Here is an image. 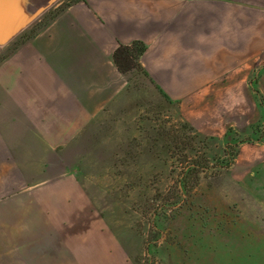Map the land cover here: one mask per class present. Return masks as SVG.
I'll list each match as a JSON object with an SVG mask.
<instances>
[{
	"label": "crops",
	"instance_id": "crops-1",
	"mask_svg": "<svg viewBox=\"0 0 264 264\" xmlns=\"http://www.w3.org/2000/svg\"><path fill=\"white\" fill-rule=\"evenodd\" d=\"M45 1L21 0L18 19L47 8L0 43V264H123L77 174L131 87L115 50L142 45L150 82L201 134L253 129L264 121V0H70L41 22ZM235 164L259 168L264 148L242 143Z\"/></svg>",
	"mask_w": 264,
	"mask_h": 264
},
{
	"label": "rangeland",
	"instance_id": "rangeland-1",
	"mask_svg": "<svg viewBox=\"0 0 264 264\" xmlns=\"http://www.w3.org/2000/svg\"><path fill=\"white\" fill-rule=\"evenodd\" d=\"M130 79L121 115L77 157L123 264H264V165L244 173L235 164L242 143L264 148V121L205 136L141 67Z\"/></svg>",
	"mask_w": 264,
	"mask_h": 264
},
{
	"label": "water",
	"instance_id": "water-1",
	"mask_svg": "<svg viewBox=\"0 0 264 264\" xmlns=\"http://www.w3.org/2000/svg\"><path fill=\"white\" fill-rule=\"evenodd\" d=\"M55 1L50 0L48 7ZM20 3L21 0H0V43L8 41L47 8V6L41 7L27 19H18L16 13Z\"/></svg>",
	"mask_w": 264,
	"mask_h": 264
},
{
	"label": "trees",
	"instance_id": "trees-1",
	"mask_svg": "<svg viewBox=\"0 0 264 264\" xmlns=\"http://www.w3.org/2000/svg\"><path fill=\"white\" fill-rule=\"evenodd\" d=\"M143 46L134 43L133 45H120L114 52V58L123 72H131L137 67H141L139 58L142 54Z\"/></svg>",
	"mask_w": 264,
	"mask_h": 264
}]
</instances>
